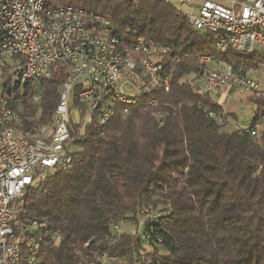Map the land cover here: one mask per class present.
I'll return each mask as SVG.
<instances>
[{
    "label": "trees",
    "instance_id": "trees-1",
    "mask_svg": "<svg viewBox=\"0 0 264 264\" xmlns=\"http://www.w3.org/2000/svg\"><path fill=\"white\" fill-rule=\"evenodd\" d=\"M62 1L104 15L126 47L142 40L165 50L171 87L144 96L158 107H118L104 126L71 102L80 120L71 114L72 165L38 179L23 199V219L49 225L38 236L45 264H102L103 257L114 259L104 264H264V123L252 135L264 96L249 99L251 126L236 130L237 115L199 93L197 76L203 55L248 72L261 68L264 54L219 52L214 35L192 27L171 2ZM12 80L0 62V89L20 129L51 123L62 70L14 87Z\"/></svg>",
    "mask_w": 264,
    "mask_h": 264
},
{
    "label": "built area",
    "instance_id": "built-area-1",
    "mask_svg": "<svg viewBox=\"0 0 264 264\" xmlns=\"http://www.w3.org/2000/svg\"><path fill=\"white\" fill-rule=\"evenodd\" d=\"M198 11L196 18L188 16L189 24L213 34L219 52L264 54V0H204ZM165 54L142 40L126 47L99 12L62 0H0V62L11 63L9 71L15 68L12 79L17 75L24 85L46 80L57 70L64 76L52 122L31 131L20 129V115L12 109L6 89H0V264H45L38 236L48 232L49 225L23 219V199L38 179L72 165L71 102L101 126L115 117L118 107L124 113L131 107H158L157 99L144 96L170 89ZM199 62V93L214 98L236 87L249 97L264 96L249 72L207 55ZM127 86L137 90L136 95L126 93ZM263 123L264 115L253 136ZM52 240L60 241L61 235L53 233ZM109 260L114 259L100 261Z\"/></svg>",
    "mask_w": 264,
    "mask_h": 264
},
{
    "label": "rangeland",
    "instance_id": "rangeland-1",
    "mask_svg": "<svg viewBox=\"0 0 264 264\" xmlns=\"http://www.w3.org/2000/svg\"><path fill=\"white\" fill-rule=\"evenodd\" d=\"M172 4L176 5V7L182 11L183 13L187 14L191 18H196L198 16V8H197V3L201 4L204 0H169ZM8 66L11 65V63H7ZM15 68L11 69L9 72L10 74L14 73ZM250 73V76L252 79H254L260 89L264 91V63L261 65V68L255 69L248 71ZM18 82L17 75H13V80H12V86L14 87L16 83ZM125 92L131 95H136L137 90L130 88V87H125ZM223 94H228L227 96H232L236 98V102L233 104H224V111L225 113L235 109L236 115L238 117V124L242 128H248L251 125V121L254 117V109L255 106L249 99H252L248 95H245L243 93H240L236 87H233L226 91ZM218 101L219 99L216 98ZM240 105V106H239ZM238 106V107H237ZM40 110V109H39ZM73 115L76 117V121L80 122L77 111L74 109L72 111ZM88 117H85V120H87ZM84 128L82 127L81 130ZM136 228L138 226H135ZM134 228V226H133ZM125 228H121V231H123ZM106 264H125L124 262H107Z\"/></svg>",
    "mask_w": 264,
    "mask_h": 264
},
{
    "label": "crops",
    "instance_id": "crops-1",
    "mask_svg": "<svg viewBox=\"0 0 264 264\" xmlns=\"http://www.w3.org/2000/svg\"><path fill=\"white\" fill-rule=\"evenodd\" d=\"M201 4L197 3V8L200 6ZM176 6V5H175ZM228 94H222V95H219V96H216L214 97V99L221 105H223L224 107V104H233L234 102H236V98L234 96V98L232 96H227ZM218 98L219 101L216 99ZM240 106V105H239ZM238 107V106H237ZM236 109V108H235ZM235 109L233 108V110L227 112L226 114H235L236 115V112H235ZM236 118V123L238 124V117L235 116ZM253 120V119H252ZM252 123V121H251ZM239 125V124H238ZM251 126V125H250ZM240 127V126H239ZM242 128V127H241ZM249 128V127H248Z\"/></svg>",
    "mask_w": 264,
    "mask_h": 264
}]
</instances>
